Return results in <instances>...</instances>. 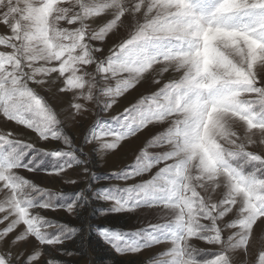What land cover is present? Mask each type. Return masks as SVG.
I'll list each match as a JSON object with an SVG mask.
<instances>
[{
  "label": "snow or ice",
  "instance_id": "obj_1",
  "mask_svg": "<svg viewBox=\"0 0 264 264\" xmlns=\"http://www.w3.org/2000/svg\"><path fill=\"white\" fill-rule=\"evenodd\" d=\"M0 28V118L63 145L46 150L0 131V264H61L42 246L78 229L36 210L74 213L86 201L83 190L39 187L20 170L56 178L81 166L95 176L37 91L53 86L69 97L66 120L96 106L83 143L100 155L156 129L132 165L111 173L149 178L96 193L110 203L102 214L142 210L163 221L99 229L117 253L166 244L151 264H264V246L249 259L254 226L264 225V0H0ZM140 86L134 103L100 116ZM193 240L215 246L214 258H198Z\"/></svg>",
  "mask_w": 264,
  "mask_h": 264
},
{
  "label": "rangeland",
  "instance_id": "obj_2",
  "mask_svg": "<svg viewBox=\"0 0 264 264\" xmlns=\"http://www.w3.org/2000/svg\"><path fill=\"white\" fill-rule=\"evenodd\" d=\"M2 33L3 29L0 28V34ZM37 91L40 95L44 96L49 105L59 113V118L64 122V131L71 137L74 146L82 148L84 156L81 157V159L87 160L86 166L89 168L90 173L95 174L94 177L89 178L87 174L83 173L81 166H74L71 169H67L66 172L62 174V177L56 178L47 175L44 171L39 173H29L26 170H20V174L33 180V182L39 187L69 194L83 190L86 197L83 207H78L74 213H69L64 208H57L55 210H36L45 218L52 220L53 222L68 224L78 229L73 239L65 241L62 245L42 246L45 259H53L54 261L61 262V264H119L113 263L112 260L100 262V259L105 258V256H107L106 254H109L110 251L114 257L118 260H122L124 264H151L150 258L166 248V244L152 246L135 254L117 253L109 243H106L102 239L99 234V229L107 227L111 230L130 232L146 224L149 220L153 223L163 221L153 218L147 212L142 210L123 213L108 212L102 214V211L110 207V203L96 198V193L98 190H102L106 187H125L126 185H131L149 178L151 173H146L141 177H136L125 182L113 178L111 173L118 171L125 166L132 165L136 156L145 146V143L151 135L154 134L156 129L149 126L138 132L135 136L122 141L117 149L109 150L103 155H100L97 150H94L99 148L98 144L83 143L85 130L96 118V106L91 103L87 104L88 111L84 113L82 117H78L75 121H69L65 119L67 112L62 111L66 106V101L69 99L68 96L54 94L56 92L54 86L43 90L37 89ZM144 91L145 89L143 86H140L135 90H130L125 96L118 100V103L114 105L108 113L101 112L100 116L103 118L105 116L116 115L118 112H122L125 107L134 103ZM8 130H14L18 138L32 142L39 148L48 150L56 147H63L60 142H41L29 130L23 129L22 126H17L13 122L5 123L3 119L0 118V131ZM147 150L149 152L156 151V149L153 148ZM50 160L51 158L45 159V167L49 166ZM155 171L156 169L154 168L152 172ZM67 180H76L77 183H66L65 181ZM56 202L62 203L64 201L62 198H58ZM3 226L4 225H0V228ZM254 227L255 235L259 239L254 243L253 248L250 250V260H255L258 251L264 246L260 242L261 240H264V235L261 233V228L264 227V225L258 224ZM49 231L54 232L55 229H49ZM192 243L201 250V254L198 258H214L211 253L217 250L215 246L208 245L205 242L198 240H193ZM34 245H38V242H36L34 238H30L29 247ZM103 247H107L109 250L103 251V249H101ZM60 249H65L67 252H71L72 255H67L66 252L61 253L59 251Z\"/></svg>",
  "mask_w": 264,
  "mask_h": 264
},
{
  "label": "trees",
  "instance_id": "obj_3",
  "mask_svg": "<svg viewBox=\"0 0 264 264\" xmlns=\"http://www.w3.org/2000/svg\"><path fill=\"white\" fill-rule=\"evenodd\" d=\"M100 248V246H99ZM98 248V249H99ZM103 251H108L109 249L107 247L101 248ZM105 258L100 259V262H105L106 260H112L113 263H119V264H124L122 260H118L114 255L109 251V254H106Z\"/></svg>",
  "mask_w": 264,
  "mask_h": 264
}]
</instances>
